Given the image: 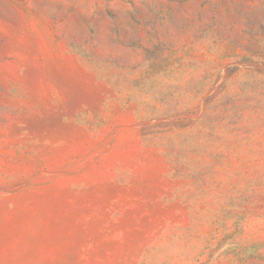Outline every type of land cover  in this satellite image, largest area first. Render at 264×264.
Segmentation results:
<instances>
[{"label": "rangeland", "instance_id": "1", "mask_svg": "<svg viewBox=\"0 0 264 264\" xmlns=\"http://www.w3.org/2000/svg\"><path fill=\"white\" fill-rule=\"evenodd\" d=\"M0 264H264V0H0Z\"/></svg>", "mask_w": 264, "mask_h": 264}]
</instances>
